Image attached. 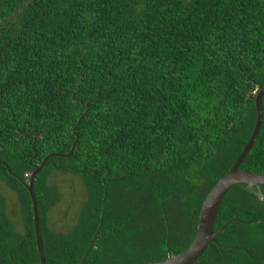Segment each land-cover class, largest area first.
<instances>
[{"label":"trees","instance_id":"obj_1","mask_svg":"<svg viewBox=\"0 0 264 264\" xmlns=\"http://www.w3.org/2000/svg\"><path fill=\"white\" fill-rule=\"evenodd\" d=\"M262 88L264 0H0V179L29 204L21 235L0 200V264L40 263L24 185L47 156L34 180L46 264H79L96 234L84 264L162 261L168 238L172 255L185 251L252 135ZM261 105L239 169L264 174ZM52 171L77 175L86 194L65 233L40 215L55 202ZM258 199L232 188L215 231L264 227ZM230 253L211 243L195 264Z\"/></svg>","mask_w":264,"mask_h":264},{"label":"rangeland","instance_id":"obj_2","mask_svg":"<svg viewBox=\"0 0 264 264\" xmlns=\"http://www.w3.org/2000/svg\"><path fill=\"white\" fill-rule=\"evenodd\" d=\"M50 173L46 176L44 189L51 193L49 195L55 199V202L48 204L49 209L41 208L42 214L40 215L45 220L47 219L46 225L49 230L65 233L77 224L81 208L85 205L86 194L78 176L59 171ZM16 193L8 189L0 179V200H4L6 215L14 230L23 235L29 214L27 210L29 204L26 202V194ZM257 195L262 199L261 195ZM260 201L263 203H260ZM259 207L264 212V198L259 200ZM244 222L249 224H231L235 223L233 220L224 223L227 226L231 224L229 228L232 232L226 235L227 239L225 240V247L230 249L223 250L231 253L224 254L220 264H249L250 262L251 264H262L261 261L254 259L264 258V227L254 225L257 223L255 220H244ZM220 235L222 234L218 236ZM217 243L220 244L218 241ZM122 264L140 263L136 262L135 259H131Z\"/></svg>","mask_w":264,"mask_h":264},{"label":"water","instance_id":"obj_3","mask_svg":"<svg viewBox=\"0 0 264 264\" xmlns=\"http://www.w3.org/2000/svg\"><path fill=\"white\" fill-rule=\"evenodd\" d=\"M264 96V88L260 90L257 94L255 99L256 111H257V121L255 123L254 130L252 135L245 145L242 153L235 161L233 166L230 170L226 173L224 177H222L216 185L212 188L210 193L207 195L199 215V221L197 226L196 235L189 245V247L179 253L177 255H172L168 248V241L167 245V258L162 261L157 262H146L140 264H195L205 253L208 246L213 243L219 246L217 243V236L221 234L227 224L223 225L218 232H214L215 223L218 215V210L220 205L225 197V195L234 187L240 185H248L251 187H259L264 185V174L259 173H252L244 170H240V166L244 162L245 158L253 148V145L257 139L259 134L262 121H263V112H262V98ZM80 120L75 125L73 129V133H75V129L79 126ZM77 141V139H76ZM76 143V142H75ZM75 143L71 148V153L74 150ZM55 156H60L67 158L69 155H61V154H54ZM50 156H47L43 162L36 166L34 171L29 176V181L24 185L26 188L28 195L31 200L32 210H33V222H34V233H35V241H36V248L39 254L40 263L39 264H46V259L44 256L43 245H42V237L40 232V219H39V211H38V201L34 193V180L35 177L40 173L41 169L45 165L46 161L49 159ZM35 158V157H34ZM97 235V234H96ZM96 235L92 239L88 249L86 250L81 262L79 264H84L90 250L94 246ZM169 236V233H168Z\"/></svg>","mask_w":264,"mask_h":264},{"label":"flooded vegetation","instance_id":"obj_4","mask_svg":"<svg viewBox=\"0 0 264 264\" xmlns=\"http://www.w3.org/2000/svg\"><path fill=\"white\" fill-rule=\"evenodd\" d=\"M261 186H263V185H261ZM261 186H259V187L256 188V187H251V186H248L247 185V187H248V189L250 191L254 192V190H256V194H261ZM262 200H263V198H262ZM219 246L222 249L225 248V246H222V245H219ZM254 260L261 261L262 264H264V258H262V259L255 258ZM249 264H251V262Z\"/></svg>","mask_w":264,"mask_h":264},{"label":"clouds","instance_id":"obj_5","mask_svg":"<svg viewBox=\"0 0 264 264\" xmlns=\"http://www.w3.org/2000/svg\"><path fill=\"white\" fill-rule=\"evenodd\" d=\"M29 176H30L29 174H27V175L25 174V177L28 178L27 182L29 181ZM76 176H77V175H76ZM27 182H26V183H27ZM259 195H261V194H259ZM223 225H224V224H223ZM223 225H222V227H223ZM226 227H227V226H226ZM226 227H225V228H226ZM219 230H220V229H219ZM219 230H217V231H219ZM224 230H225V229H224ZM214 232H216L215 229H214ZM223 232H224V231H223ZM223 232H222V233H223ZM222 233H221V234H222ZM219 245H220V244H219ZM218 247H220V246H218ZM223 249H230V248L225 247V248H223Z\"/></svg>","mask_w":264,"mask_h":264}]
</instances>
